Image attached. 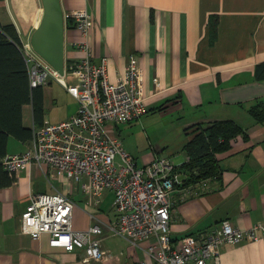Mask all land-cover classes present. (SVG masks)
I'll return each instance as SVG.
<instances>
[{
  "label": "crops",
  "instance_id": "crops-1",
  "mask_svg": "<svg viewBox=\"0 0 264 264\" xmlns=\"http://www.w3.org/2000/svg\"><path fill=\"white\" fill-rule=\"evenodd\" d=\"M65 14L86 9L95 18L89 37L92 58L108 61L111 81L137 54L144 77L146 112L138 119L107 126L122 140L139 166L166 156L176 166L189 156L186 129L198 122L230 119L243 130L230 149L217 154L220 175L178 185L172 192L171 230L175 242L229 220L248 230L264 224V80L255 67L264 62V0H61ZM43 12L41 0H0V23H13L23 44L30 42ZM218 16L212 39L211 17ZM66 64L82 56L80 32L66 18ZM22 44V45H23ZM68 79V78H67ZM44 86L45 121L59 122L75 114L79 101L59 81ZM24 124L35 125L32 104L23 110ZM29 141L10 136L8 154L24 152ZM17 179L0 188V264H136L152 262L148 246H134L106 225L116 218L114 193L104 192L99 204L81 184L47 165L21 168ZM181 180L187 175H180ZM61 191L75 202L73 228L105 225L99 260H86L85 250L51 244V234L34 239L20 231L21 215L33 194ZM213 261L209 260L208 264ZM221 264H264V235L238 244H224Z\"/></svg>",
  "mask_w": 264,
  "mask_h": 264
},
{
  "label": "built area",
  "instance_id": "built-area-1",
  "mask_svg": "<svg viewBox=\"0 0 264 264\" xmlns=\"http://www.w3.org/2000/svg\"><path fill=\"white\" fill-rule=\"evenodd\" d=\"M65 18L72 19L80 32L76 45L82 56L66 64L64 75L30 42L21 49L31 86L44 85L50 79L61 82L78 99V110L68 119L35 127L29 147L21 153L7 154L2 159L4 167L17 174L33 163L47 165L89 190L96 204L105 191L111 190L116 218L106 226L134 246L154 240L148 246L152 262L144 259L136 264H208L209 260L221 264L224 244L255 240L259 231L264 235V224L243 230L226 219L175 242L170 222L172 192L182 182L177 166L166 156L139 166L107 126L131 122L147 110L139 57L131 54L124 72L111 81L107 58L101 62L92 58L89 37L95 26L94 15L81 9L66 13ZM74 207V200L61 191L33 194L21 215L20 231L34 239L50 233L52 245L70 251L83 248L86 260L99 261L106 254L102 249L105 225L97 222L86 229L73 228Z\"/></svg>",
  "mask_w": 264,
  "mask_h": 264
},
{
  "label": "trees",
  "instance_id": "trees-1",
  "mask_svg": "<svg viewBox=\"0 0 264 264\" xmlns=\"http://www.w3.org/2000/svg\"><path fill=\"white\" fill-rule=\"evenodd\" d=\"M217 25L218 16L214 15L211 17L212 39L217 36ZM22 44L13 23H0V188L17 179L16 174L9 172L2 163L8 154L10 136L29 141L34 135L33 128L24 124V106L32 104L35 125H43L45 121L44 86H31ZM255 77L264 80V62L256 65ZM259 107L260 104L250 111L261 120L264 115ZM186 133L190 140L184 149L189 159L177 166L180 173L187 175L181 182L183 186L220 175L217 154L230 149L232 141L244 134V130L235 121L226 119L195 123L186 129Z\"/></svg>",
  "mask_w": 264,
  "mask_h": 264
},
{
  "label": "water",
  "instance_id": "water-1",
  "mask_svg": "<svg viewBox=\"0 0 264 264\" xmlns=\"http://www.w3.org/2000/svg\"><path fill=\"white\" fill-rule=\"evenodd\" d=\"M43 12L31 35L32 48L60 75L66 67V18L61 0H41Z\"/></svg>",
  "mask_w": 264,
  "mask_h": 264
}]
</instances>
